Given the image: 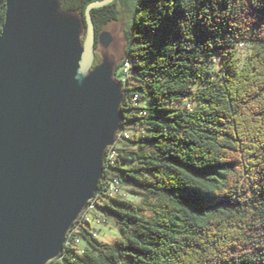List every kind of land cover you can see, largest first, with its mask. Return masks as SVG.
<instances>
[{"label": "trees", "instance_id": "1", "mask_svg": "<svg viewBox=\"0 0 264 264\" xmlns=\"http://www.w3.org/2000/svg\"><path fill=\"white\" fill-rule=\"evenodd\" d=\"M91 1L62 7L85 17ZM124 5L132 21L116 69L135 63L121 128L135 133L118 142L128 149L116 144V165L104 175L147 199H106L99 208L123 236L102 242L84 227L87 246L67 249L62 264H264V0ZM5 13L0 0V34ZM91 14L100 32L121 10L114 1ZM241 43L252 49L243 61ZM135 93L138 106L130 103Z\"/></svg>", "mask_w": 264, "mask_h": 264}, {"label": "water", "instance_id": "2", "mask_svg": "<svg viewBox=\"0 0 264 264\" xmlns=\"http://www.w3.org/2000/svg\"><path fill=\"white\" fill-rule=\"evenodd\" d=\"M62 0H6L0 34V264H47L95 196L121 128L123 85L99 36ZM85 36L84 42L82 37Z\"/></svg>", "mask_w": 264, "mask_h": 264}, {"label": "built area", "instance_id": "3", "mask_svg": "<svg viewBox=\"0 0 264 264\" xmlns=\"http://www.w3.org/2000/svg\"><path fill=\"white\" fill-rule=\"evenodd\" d=\"M241 48L246 47L245 43L240 44ZM135 63V59H126L118 72V80L122 83L123 89L126 87V82L132 76L131 68ZM117 74V73H116ZM126 94H129L126 91ZM140 95L135 93L130 96V103L138 106L140 104ZM132 135L127 129L120 128L116 136V143L106 149L105 160H104V170L110 171L111 167L116 165V160L118 156V150L116 144L123 139V137H131ZM127 186L113 173L108 172L102 175L98 189L95 196L88 202V204L83 208L79 217L74 222L72 227L67 233V237L64 244V249L59 254L58 257L50 260L47 264H62L67 249L70 247H79L82 241L81 232L84 227H90L93 236L98 238V231L96 225L105 222L107 217L101 211L100 204L110 197H120L123 199L128 198ZM80 248V247H79Z\"/></svg>", "mask_w": 264, "mask_h": 264}, {"label": "rangeland", "instance_id": "4", "mask_svg": "<svg viewBox=\"0 0 264 264\" xmlns=\"http://www.w3.org/2000/svg\"><path fill=\"white\" fill-rule=\"evenodd\" d=\"M119 9H121V15L119 16L118 20H114L110 23H108L104 30L108 31L112 37L113 41L109 46V53L113 56V59L115 61L116 66L121 63L125 59V52L128 46V38H127V29L132 21V15L128 8L124 5V0H118L117 2ZM251 46H246L244 48H241L240 50V56L242 61L246 58V56L251 53ZM210 69L213 71V75L216 76L218 73L221 72V62L219 60H215L210 64ZM120 72L118 69H116V73ZM116 78L118 79V76L116 74ZM132 83H134V80H132ZM197 106L196 102H193L191 107L194 108ZM128 131L130 134L135 133V129L132 126L128 127ZM117 146L122 148H126L124 144L120 145V143H117ZM127 191L129 193L128 200L131 202H134L136 204L143 203L144 200L147 199L145 194L138 188L128 186ZM96 229L98 231V238L102 242H114L117 238L123 236V230L121 226L114 220L107 218L105 222L99 223L96 225ZM87 246V242L82 239L81 243L79 244V247L81 249H84Z\"/></svg>", "mask_w": 264, "mask_h": 264}, {"label": "flooded vegetation", "instance_id": "5", "mask_svg": "<svg viewBox=\"0 0 264 264\" xmlns=\"http://www.w3.org/2000/svg\"><path fill=\"white\" fill-rule=\"evenodd\" d=\"M115 1H116V8L119 9L118 4H117L118 0H115ZM100 8H101V7H100ZM102 8H103V7H102ZM120 10H121V9H120ZM102 14H103V16H104V9L102 10ZM116 20H118V18H117ZM113 21H114V20H113ZM95 25H96V33H97L96 56H97V55H101V57H102V48H101L100 45H99V36H100V34H101L103 31H105L104 28H105V26H106L107 24L103 27V29H102L100 32H97V24H96V22H95Z\"/></svg>", "mask_w": 264, "mask_h": 264}, {"label": "crops", "instance_id": "6", "mask_svg": "<svg viewBox=\"0 0 264 264\" xmlns=\"http://www.w3.org/2000/svg\"><path fill=\"white\" fill-rule=\"evenodd\" d=\"M110 219H112V218H110Z\"/></svg>", "mask_w": 264, "mask_h": 264}]
</instances>
